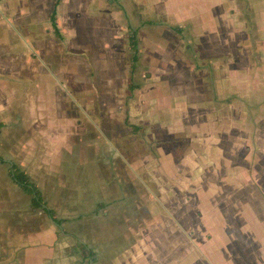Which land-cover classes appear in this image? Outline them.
I'll list each match as a JSON object with an SVG mask.
<instances>
[{
	"label": "crops",
	"instance_id": "0c3cea01",
	"mask_svg": "<svg viewBox=\"0 0 264 264\" xmlns=\"http://www.w3.org/2000/svg\"><path fill=\"white\" fill-rule=\"evenodd\" d=\"M53 1L0 0V264H264V83L240 77L248 73L244 58L264 62V0H220L221 22L202 29L209 38L189 19L205 46L228 42L232 5L239 11L232 23L251 25L258 53L240 41L238 91L219 82L211 98L203 78L166 83L173 89L162 92L166 103L152 87L135 99L142 84L129 92V73L100 79L93 65L69 68L68 43L81 38L62 28L65 10L68 27L86 16L84 31L98 40L106 35L105 0H59L60 39ZM143 21L128 24L138 31ZM45 37L53 48L40 42ZM86 84L109 91L86 95ZM123 88L128 115L116 108ZM141 126L149 129L144 138L135 134ZM165 135L186 139L187 150L166 147ZM12 164L36 184L43 205L31 206Z\"/></svg>",
	"mask_w": 264,
	"mask_h": 264
},
{
	"label": "rangeland",
	"instance_id": "374dc122",
	"mask_svg": "<svg viewBox=\"0 0 264 264\" xmlns=\"http://www.w3.org/2000/svg\"><path fill=\"white\" fill-rule=\"evenodd\" d=\"M203 1H205L206 6H201L200 3H198L199 0H197L195 2L196 6L193 7L192 0H146V2L145 0H142L141 3L138 4L139 9H137L138 6L135 3L136 1L105 0V3H103L105 10L103 9L101 13L102 18L105 17L108 22L103 23V25L100 26V32L106 35L103 37L101 36L98 40H96V33L92 31H84L85 28L90 29L84 24V22H87L86 16L83 17L82 15V21L78 23V25L68 27L66 23H68V19L71 21L72 19L67 17L68 9H66L65 15L62 17V28L67 30V32L71 31L74 36L78 34V38H81V41H76L78 45L75 42L68 43V53H70V55L67 59L66 65L69 68L78 67L81 70L86 66L93 65L100 79H106L107 76L116 78L117 74L122 76L123 72L124 74H128L131 48L129 41L127 40V24L130 22L132 25H135L142 20L145 21L147 18L150 19L149 24H143V21V25H140V28H138L136 33L140 57H138L131 79L129 78V80L137 82L139 85L142 84L140 88H143V90L137 88L132 91L135 99L143 96L145 89L152 87V91L148 90L146 93L149 94L151 91L153 93L156 92L155 94L158 96L163 95L162 103H166L165 95H168L169 93L162 94V92H166L168 89L173 90L170 87H166V83L171 85H184L187 81L200 82L201 78H203L208 84L209 91L207 92V95L211 96V98L215 91H217V84L219 82H222L223 86H229V89L233 92L238 91L237 83H239V81H237V78L239 73H236L235 70L239 66L236 67L235 61L237 55L243 50V44L240 41H254L253 44L247 42L246 45L248 48L253 49L252 52L254 54L258 53V49L255 45L256 39H254L250 33L251 25H248V29L244 31L235 23H232L238 18L237 13H239L236 5H232L228 10V34L224 37L228 42L222 40L210 41L208 45L205 46L204 40L201 41L197 37L196 41L193 38L189 19L193 22L194 20L195 22H199L197 26L200 30L199 32L202 34L201 38H203V36L205 37V35L209 38L211 31L208 30L209 33L206 34L202 29L208 27L210 23L212 25H217L221 22L220 6L224 4L221 2L225 0H219L214 6L209 5L206 0ZM165 17L167 18L164 19ZM176 23H181V25H176ZM173 27H178L179 31H175ZM78 29L80 32H78ZM20 30L21 33L25 34L26 32L31 35L36 31H32L29 25H21ZM94 31H96V27H94ZM69 36L70 38L72 37L71 35ZM13 37L15 39L16 35H13ZM51 37L56 41H60L59 39L63 38V36H57L59 38L57 39L53 34ZM40 42L46 44L47 48H53L54 46L49 42L48 37L41 39ZM21 44L27 47L26 42ZM214 50L219 52H213ZM50 54L52 55L50 58L53 61L59 62L60 54H52V52H50ZM256 57L257 56L244 58V64L246 65L244 70H247L248 73L240 75L243 81H245V78L251 79L250 81L253 84H257L259 81L260 83H264V70L259 71L252 67L259 65L264 69V62L259 64V58ZM240 62L242 64V58L240 59ZM226 67H228L229 70L231 69L232 73H225V70L227 69ZM118 82L119 84H122L120 81ZM156 83L159 85L157 86ZM234 86L236 87L233 88ZM97 87L99 86L86 84L85 94L93 93L97 95L101 90L99 88L98 90ZM124 87L125 89L127 88V82ZM125 89H118V91L115 92L117 100L116 108L120 115L125 113L128 115L126 102H123L122 100V98H125V93H128ZM107 91H109V88ZM107 91L102 89L100 92H104V94L107 95ZM225 97L230 100L233 98V94H229ZM247 108L248 107H246V109ZM161 113V115L167 116L172 112L169 113L167 109H162ZM140 129L141 132L135 134H139L144 138L147 131L149 133V129H146V127L143 126H141ZM168 137L169 136L165 135L162 141L166 144V147L169 146L172 148L174 145L176 146L177 151L180 150L183 152L184 150H187L188 144L186 139L175 138V140L172 141V139H169ZM154 139L155 137H153V141L155 142ZM152 143H150V145Z\"/></svg>",
	"mask_w": 264,
	"mask_h": 264
},
{
	"label": "trees",
	"instance_id": "16d2710c",
	"mask_svg": "<svg viewBox=\"0 0 264 264\" xmlns=\"http://www.w3.org/2000/svg\"><path fill=\"white\" fill-rule=\"evenodd\" d=\"M58 0L53 1L52 10L50 12V20L52 25L53 33L58 36L62 37L59 33L57 26H56V4ZM175 30H179L178 27H173ZM128 34H127V40L129 41L130 48H131V57H129V74L130 79L132 77V72L136 66L138 57H140V50L138 46V40L136 37L137 28L130 26L127 24ZM139 83L134 82L132 80H129L128 82V89L129 92L132 91L134 88L139 87ZM0 122V126H1ZM11 177L22 187V189L30 195V204L33 207H39L43 205L42 198L40 196V191L37 188L36 184L28 177V175L20 170L15 164H12L10 167ZM45 210L50 212L48 208L45 207ZM52 213V212H50Z\"/></svg>",
	"mask_w": 264,
	"mask_h": 264
}]
</instances>
